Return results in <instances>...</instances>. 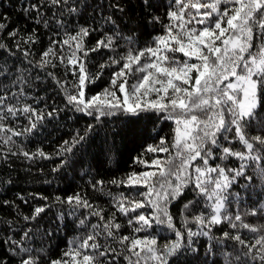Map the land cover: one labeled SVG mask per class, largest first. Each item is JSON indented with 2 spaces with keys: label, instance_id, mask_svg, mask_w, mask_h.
<instances>
[{
  "label": "snow or ice",
  "instance_id": "6c2138e0",
  "mask_svg": "<svg viewBox=\"0 0 264 264\" xmlns=\"http://www.w3.org/2000/svg\"><path fill=\"white\" fill-rule=\"evenodd\" d=\"M114 7L123 11L119 5ZM43 8L52 9L56 30L34 66L55 68L50 59L55 57L65 67L66 75L73 78L71 82L57 79L50 71L46 75L63 92L67 108L92 118L97 125L117 116L139 119L147 114L151 119L155 115L173 122L174 135L170 144L160 137L157 144L145 148V153L154 154L151 160L145 159L144 153L133 158V164L150 170H133L108 181L117 188L144 190L135 195H113L109 190L115 211L107 218L103 208H97L81 193L55 197L53 204L61 206L54 222L56 231L66 218H74L81 230L59 258L45 255L44 247L29 246L35 237L29 227L18 240L9 236L0 241L7 245V258L0 256V264H172L180 256L198 255L201 237L209 241L205 245L206 256L220 253L223 257L212 259L211 264H264V223L253 225L244 219L249 215L264 216V206H253L248 211L233 209L234 204H240V193H234L233 188L241 179L248 187L254 182L264 186V0H171L166 13L168 22L159 16L151 21L162 25L163 34L143 48L135 46L132 36H124L111 16L105 22L112 28L88 47L86 38L97 29L81 25L69 31L68 20L61 19L66 15L74 17L79 12L78 4L45 0L24 8L25 13H36L30 17L36 24L48 28L50 21L41 11ZM6 29L7 24L0 22V32ZM61 31L66 38H53ZM8 35L16 37L18 30ZM38 39L33 29L25 42L35 44ZM120 40L128 46L118 51ZM16 46L20 48L19 43ZM0 49L9 51L3 43ZM104 49L111 53L108 60L99 65L98 72H90V54ZM22 54L27 58L30 52L22 50ZM110 67L116 70L109 74L108 85L89 96L90 86ZM35 79L39 80V75ZM18 82L30 84L23 72L13 81ZM11 95L17 98L16 104L5 103L7 93L0 95V145L6 146L8 153H0V159L16 155L27 160L52 159L42 150L32 153L21 145L16 152L10 145L16 144L13 137L33 133L46 118H55L65 109L54 107L47 111L27 103L17 107L19 98L25 95L23 87ZM21 115L28 121L23 129L5 123L10 117ZM94 128L89 124L82 132L77 131L71 141L60 145L56 155L62 159L53 172L71 163L65 154L73 153L77 145L86 142ZM159 153L168 156L155 155ZM104 184L97 180L92 187L102 189ZM186 189L194 193V199L184 204L183 223L177 228L169 205ZM19 198L28 202L23 196ZM39 198L48 200L45 196ZM53 204L35 206L24 220H37ZM202 205L203 210L192 211ZM81 209L86 213L81 214ZM144 209L151 211L146 214ZM117 213L126 218L129 234H122L125 225L117 220ZM91 217H96L97 222L93 223ZM160 225L171 230L175 239L161 243L153 234L154 226ZM223 225L231 231L224 230ZM214 228L219 230L218 236ZM241 230L254 235L246 238ZM53 234L51 228L44 232L47 237Z\"/></svg>",
  "mask_w": 264,
  "mask_h": 264
},
{
  "label": "trees",
  "instance_id": "16d2710c",
  "mask_svg": "<svg viewBox=\"0 0 264 264\" xmlns=\"http://www.w3.org/2000/svg\"><path fill=\"white\" fill-rule=\"evenodd\" d=\"M45 3V0H0V22L7 24V29L0 32V43L7 45L9 51L0 49V95L8 94L9 98L5 103L11 105L17 103V98L11 93H19L20 88H24L25 95L20 97V103L17 107H22L25 103L32 104L38 109L51 111L52 108H63L55 118H46L38 130L22 137H13L15 145H10L13 151L19 152V146L24 150L36 152L38 149L52 156V159L36 158L27 160L22 155L9 156L7 160L0 159V241L7 240L9 236L13 239H20L22 232L31 228L35 233L34 240L29 244L33 248L44 247L47 249L45 255L51 258H59L67 249L69 243L81 234V230L76 227L74 218H66L60 223L63 225L59 231H56L55 220L61 206L53 204L56 196L66 197L74 193H81L89 202L97 208L104 209V216L107 218L115 209L112 207L111 198L108 196L109 190L113 195L124 192L125 195H135L137 191L144 189L117 188L115 185L108 184V181L125 176L127 173L135 171H145L141 165L133 164V158L144 153L145 159L151 160L154 154L145 153L148 145H155L160 137H164L169 144L173 139L172 121H164L152 115L151 119L147 114L139 119H129L124 116L112 117L106 120L104 124L97 125L92 118L71 111L66 107V101L61 89L55 83L52 77L46 75V72H53L55 77L60 80L72 81L70 74L66 75V69L55 57H50L55 68L40 69L36 68L35 62L40 59L41 53L50 45V37L56 30L55 20L52 18V9L43 8L41 11L45 17L49 18L50 27L46 28L42 23L36 24L30 17L36 13L31 11L25 13L24 8L30 7L33 3ZM73 6L79 5V12L73 16L61 17L67 19L69 31H75L79 26H91L97 31H93L86 38L87 46H93L97 39L103 37L104 33L112 28L110 23H106V18L111 16L116 21L118 30L124 36H132L136 41V47L143 48L152 43L153 38L163 34V28L160 23H153L152 17L159 16L164 23H167V10L171 0H69ZM115 5H119L123 11L118 10ZM36 30L38 41L35 44L26 43L28 36ZM18 30L16 37H10L8 32ZM111 34V33H109ZM57 40L66 38L63 31L59 36L53 37ZM19 43L20 48H17ZM120 48L123 50L128 45L119 41ZM64 51H69L67 46H62ZM22 50L30 52V55L23 57ZM14 53V55H12ZM111 53L104 49L100 53H91L88 59L87 67L90 72L99 71V65L105 63ZM180 55V54H177ZM31 60L33 63L28 64ZM19 69L20 71H17ZM116 70L114 67L106 68L100 80L91 85L88 95L100 92L108 85L109 74ZM23 72L30 84H14L13 81ZM39 75L40 79L35 77ZM39 100L40 103H35ZM264 112V108L261 109ZM18 121V123H17ZM8 126H15L23 129L28 121L24 116L15 118L10 117L5 121ZM89 124L95 125L94 131L89 134L86 142L77 145L73 153L65 154L71 161L59 168V171L53 172L62 157L56 155L60 145L65 140L71 141L77 131H83ZM254 134V133H253ZM6 135V134H5ZM240 147V145H236ZM0 153H7V147L0 145ZM161 157H167L168 153L155 154ZM220 163L219 160L215 161ZM211 163V162H210ZM231 166V162H230ZM97 180H103L104 186L94 189L93 183ZM233 192H239V206L233 205V209H242L248 211L253 206H264V186L259 182H254L252 186L245 185L243 179L238 186H234ZM23 196L24 203L19 197ZM45 196L47 201L39 197ZM194 199V193L186 189L185 194L169 205V211L173 215V222L177 228H181L183 216L181 211L185 203ZM8 201V204H5ZM45 203L53 206L41 214L35 221H25V216H30L35 206ZM203 210L201 208L192 209L194 213ZM145 213L151 209H144ZM81 214L86 210L81 209ZM93 223L97 222L96 217L90 218ZM245 221L253 225L264 223V216H245ZM117 220L124 224L122 234H129L126 218L117 213ZM195 227L194 225H189ZM153 232L160 242L175 239L174 233L166 226H154ZM224 230H229L226 225L221 226ZM51 228L54 234L51 237L44 235V232ZM218 236L219 230L213 229ZM246 238H251L254 234L241 230ZM141 233L140 235H143ZM209 243L207 238H199V254L196 256H180L172 261V264H211L212 259L222 260L223 257L217 253L216 257L205 255V245ZM7 245L0 243V256L7 258L5 251ZM14 264V261H13Z\"/></svg>",
  "mask_w": 264,
  "mask_h": 264
}]
</instances>
